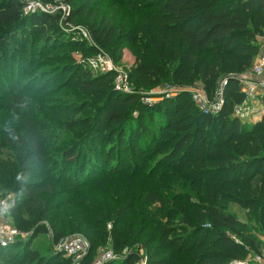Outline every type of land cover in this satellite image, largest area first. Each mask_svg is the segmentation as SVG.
<instances>
[{"label":"trees","instance_id":"1","mask_svg":"<svg viewBox=\"0 0 264 264\" xmlns=\"http://www.w3.org/2000/svg\"><path fill=\"white\" fill-rule=\"evenodd\" d=\"M38 1L52 11L27 14L26 2L0 0V68L15 82L42 63L38 56L31 64L35 50L48 52L44 61L52 62L75 51L81 61L68 69L78 98L47 118L45 108L28 106L33 96L8 97L24 133L12 126L3 131L2 142L16 154L1 163L0 183L8 165L10 216L28 237L0 245V264H73L57 250L28 248L49 231L47 219L55 246L75 232L86 236L82 264H92L105 246L117 258L104 264H136L141 250L146 264H238L260 256L257 237L230 206L246 210L264 234V114L244 122L233 112L245 101L234 77L259 54L264 0L130 2L131 10L145 13L140 32L155 57L139 58L129 71V92L114 88L112 71L87 67L89 55L112 49L123 36L100 10L101 0ZM59 3L68 7L66 17ZM62 21L83 27L91 43ZM223 80L216 113L201 111L183 89L153 104L142 100L149 97L144 90L165 81L181 87L200 82L212 99ZM34 174L39 180H30ZM93 192L99 197L90 198Z\"/></svg>","mask_w":264,"mask_h":264},{"label":"rangeland","instance_id":"2","mask_svg":"<svg viewBox=\"0 0 264 264\" xmlns=\"http://www.w3.org/2000/svg\"><path fill=\"white\" fill-rule=\"evenodd\" d=\"M22 1L26 2V4H29L30 6V10L26 12L27 14L40 12L42 10L50 11L48 9L49 4H43V6H40L39 2L36 0ZM133 1L134 0H101L100 10L107 13V15L111 18L112 23L120 30V33H122L123 36L119 40L121 43L115 45L112 49H109L108 51L104 52L101 51L100 53H93L92 55H89L87 57V67H89L92 72H103L105 69L106 71H112L115 74L114 84L119 82L118 76L124 78L126 76V80H128V73L137 64L139 58L145 57L153 59L155 57V53L153 52V50H151V48H149L148 42L140 32V29L142 27V24H140V22H142L141 18L145 17V13L142 12V10L133 11L130 7H128L130 2ZM61 5L62 3H59L57 6L60 7ZM61 14L63 17L66 13L64 14L63 11H61ZM60 26H64L67 28L73 27V29L77 32L79 29H83L86 33V30L83 27H76L74 25L67 26L64 25L63 21L60 23ZM86 35L88 43H91L88 33H86ZM258 43L260 44V47L264 44V35L258 38ZM18 51L22 52V49ZM48 54V52L40 54L37 50H35L31 58L33 60L31 64L34 63V60L38 59V56H41L42 63L39 64V67L35 68L29 66L26 75L22 80L14 82L13 78L11 79L6 75L9 71L6 68H0V169L2 167V162H10L14 160L16 154V150L13 147L5 145L2 142L3 131L6 128L12 126L16 128L21 134L24 133L23 125L18 119L17 114L7 106V103L10 101L8 97L11 96V94L15 92H22L26 94L27 97L33 96L32 100H35V103L29 104L28 106H30V108L32 109H38L41 107L45 108L48 115L47 118L52 117V113L54 111L59 108H62L67 103L77 101L76 99L78 97H74V95H72L71 93V90H73L74 88V84L73 80L69 77L71 76V72L68 68H70L72 64L81 61V55L75 51L71 53L65 52L63 54L66 58L69 57L68 59H59L53 62L50 60L44 61ZM261 55L262 54L259 53L257 59ZM52 69H55L54 73H47L49 72V70ZM59 87H61V90L56 91ZM31 88H33V90H40V93L29 92ZM6 89L10 91L7 92ZM129 89L131 90L130 84ZM180 89L188 91L192 97V100L195 102L196 100L201 101L206 98L203 94L204 91L200 82H195V85H193L192 87H181L175 86L174 84L165 81L151 89L144 90L145 94H143V96L149 97H143L142 100L144 103L153 104L154 102L161 101L162 99L160 96L168 94V91ZM263 94L255 95L253 98H250L248 95L247 97L245 96V102L242 104V107L249 111L247 120H252V118H254L255 116L260 117L264 114V102L261 99ZM193 96H195V98ZM214 105H216V103ZM204 107L205 108L203 109L207 110L211 108V106L206 103ZM37 111H35V114H37ZM12 171V168L8 165L2 168V177L4 183H0V195L10 196L13 194L10 190V180L12 178L10 177V175ZM30 180H39V175H32ZM255 182L257 183L258 179L255 180ZM88 195L92 199H96L99 197L98 194L94 192L89 193ZM62 198H65L64 195H62ZM56 203L57 201L55 202V204ZM230 211L231 213L235 214L238 219L247 223V228L249 230L248 232L254 234L259 242V248L261 250V255L259 256L260 260H258L255 255H250L248 257V260H246V264H264V234L257 230V227L253 221H249V218H247L245 215L246 210L240 208L236 204H232L230 206ZM54 212L55 211H52L49 216L55 214ZM6 219V223L9 227L16 228V225H14L13 223V217L10 216V214L6 217ZM44 223L46 224L49 231L46 234H40L34 237L32 240L29 241V243H27V245H29V247H27L29 249H38L41 252L45 251L44 253H50L46 251L57 249L55 244H52L54 232L51 228L52 226L49 223L48 219L44 221ZM21 233H23V235L21 237H17L16 240H23L28 237L27 232L22 231ZM73 237L81 238L85 241V243H87L88 245L90 244L88 239L82 232L72 233L70 235H67L65 238ZM11 243H14V241ZM9 244L10 243H8L7 245ZM21 248L22 247H19L16 250H20ZM88 249L89 246L87 250ZM79 252L80 250H78L76 253ZM87 254L88 251L81 259V262L83 259H85V256ZM141 254L143 255V258L146 257L144 250H141ZM62 255L65 256L63 252ZM108 255H110L111 257L108 258ZM115 256L116 253H114L107 246L100 247L98 248L95 256L93 257L92 264H104L107 261L116 259L117 257ZM71 257L73 264H82L80 263V260H75L73 259V256ZM75 261L78 263H74Z\"/></svg>","mask_w":264,"mask_h":264},{"label":"built area","instance_id":"3","mask_svg":"<svg viewBox=\"0 0 264 264\" xmlns=\"http://www.w3.org/2000/svg\"><path fill=\"white\" fill-rule=\"evenodd\" d=\"M38 2L40 6H43V4L40 1ZM58 8L61 11H63L64 14L66 13L64 15V17H66L67 12L69 10L68 7L62 4ZM48 9L52 11L53 6L49 5ZM28 10H30V6L29 4H26L24 12L26 13ZM42 11H46V10H42ZM86 33L84 32L83 29L78 30V35L85 39H87ZM104 71H106V69ZM234 78L235 80L239 82L241 92H243L246 97L247 95L250 98H253L255 95H262L264 93V54H262L255 61L254 65L249 70H247L243 74L236 76ZM118 79H119V82L114 84L115 89L118 91L129 92L130 89H129L128 80H126V76L125 78L118 76ZM226 83H227V80H223L219 83L218 89L216 90V93L214 95L215 98L213 97L212 99H208L205 93H203L204 96L206 97L205 99L201 100L203 102H201L200 100L199 101L196 100V102L194 101L201 111L204 110L203 111L204 113H209V112L216 113L219 110L220 106L223 103L222 95H223V89L226 86ZM178 91L179 90H170L168 91V94L166 95L175 96ZM193 97L195 98V96ZM205 103L209 104L211 108L208 110L203 109L205 108L204 107ZM215 103L216 105H214ZM242 104L234 107L233 112L236 117H238L241 121L245 122L247 121L249 111L244 109V107H242ZM13 203H14V197L12 195L0 197V245L2 246H5L8 243L15 241L17 237H21L23 235V233H21L22 231L16 229L15 227H9L8 224L6 223L7 222L6 217L10 214V209ZM88 246L89 245L85 243L83 239L78 238V237H73V238L63 239L58 245H56V248H57L56 250L61 253L63 252L65 256H69V257L73 256V259L81 261L85 253L88 251L87 250ZM78 250H80V252L76 253ZM110 257L111 256L108 255V258ZM257 259L260 260V257L257 256ZM74 263H78V262L75 261ZM246 263L244 262V263H238V264H246ZM136 264H146V258L142 257Z\"/></svg>","mask_w":264,"mask_h":264},{"label":"crops","instance_id":"4","mask_svg":"<svg viewBox=\"0 0 264 264\" xmlns=\"http://www.w3.org/2000/svg\"><path fill=\"white\" fill-rule=\"evenodd\" d=\"M259 53L264 54V44L260 47ZM256 60H257V58H256ZM260 78H261V77H260ZM256 79H258V78H256ZM259 118H260L259 116H257V117L255 116L254 118H252V120H247V122H248V121H249V122H255V121H257Z\"/></svg>","mask_w":264,"mask_h":264}]
</instances>
